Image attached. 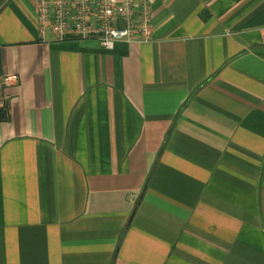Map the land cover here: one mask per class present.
Returning <instances> with one entry per match:
<instances>
[{"label":"crops","instance_id":"obj_1","mask_svg":"<svg viewBox=\"0 0 264 264\" xmlns=\"http://www.w3.org/2000/svg\"><path fill=\"white\" fill-rule=\"evenodd\" d=\"M34 10L0 0V264H264V0L110 50Z\"/></svg>","mask_w":264,"mask_h":264},{"label":"built area","instance_id":"obj_2","mask_svg":"<svg viewBox=\"0 0 264 264\" xmlns=\"http://www.w3.org/2000/svg\"><path fill=\"white\" fill-rule=\"evenodd\" d=\"M156 0H35V20L41 36L49 30L58 40L94 39L105 50L116 43L152 41ZM3 86L16 84L5 76Z\"/></svg>","mask_w":264,"mask_h":264},{"label":"trees","instance_id":"obj_3","mask_svg":"<svg viewBox=\"0 0 264 264\" xmlns=\"http://www.w3.org/2000/svg\"><path fill=\"white\" fill-rule=\"evenodd\" d=\"M7 120H8L7 107L2 104L0 105V123L6 122Z\"/></svg>","mask_w":264,"mask_h":264}]
</instances>
